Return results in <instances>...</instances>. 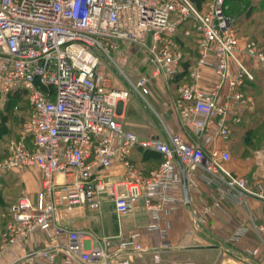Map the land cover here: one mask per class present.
I'll return each mask as SVG.
<instances>
[{
    "label": "built area",
    "instance_id": "obj_1",
    "mask_svg": "<svg viewBox=\"0 0 264 264\" xmlns=\"http://www.w3.org/2000/svg\"><path fill=\"white\" fill-rule=\"evenodd\" d=\"M183 26L189 29L183 31ZM190 29L197 37V61L171 106L180 124L200 133L210 147L191 143L179 133L168 132L165 140L143 139L127 130L116 114L131 94L149 104L153 80L173 83L184 58L177 36H190ZM121 43L148 55L149 75L135 82L127 79V89L111 87L103 65V57L115 63L112 55ZM204 69L217 75L209 88L200 85ZM255 71L264 74V50L254 39L240 38L229 0H208L201 10L192 0H0V106L11 93L25 91L29 111L20 136L7 142L0 159V194L8 173L35 169L42 175L36 200L22 194L10 208L0 264L12 246L29 235L41 231L55 239L60 207L85 205L99 211L108 197L119 217L142 208L150 217L149 228L160 234V248L154 253L159 262L160 251L171 247L167 217L185 203L175 194L177 189L186 192L201 180L216 192L212 205L193 211L198 227L225 201L244 202L249 193L246 180L226 168L230 151L214 144L227 140L232 127L243 122L253 102L243 88L256 80ZM137 148L162 156L149 175L131 160ZM116 163L124 168L123 178L105 177L103 172ZM261 199L264 210V196ZM250 230L264 249V225L254 221L237 226L229 243ZM86 237L93 239L90 249ZM67 240V253L84 262L130 264L123 253L143 250L128 240L112 251L108 238L77 230H70ZM39 254L54 257L47 249ZM260 256V248L252 250L247 263L256 264Z\"/></svg>",
    "mask_w": 264,
    "mask_h": 264
},
{
    "label": "crops",
    "instance_id": "obj_2",
    "mask_svg": "<svg viewBox=\"0 0 264 264\" xmlns=\"http://www.w3.org/2000/svg\"><path fill=\"white\" fill-rule=\"evenodd\" d=\"M181 38L185 41L189 39L183 35ZM185 47L187 48L186 54L189 56L191 51L188 47L194 51L196 49L195 44L192 46L185 43ZM248 64L251 67L254 66L251 62ZM255 73L256 80L247 81L243 88L244 93L253 100L249 109L244 112L243 122L232 127V134L227 140L217 141L214 144L220 148L226 147L230 151L231 160L226 163V168L246 180L249 193L244 202H235L232 199L225 201L221 208L213 211L212 217L205 225L198 227L192 214L193 211L203 209L204 205H212L217 197L216 192L201 180L195 181L196 187L186 192L184 189H177L175 194L183 196L185 203L179 204L167 217L171 247L160 251L159 262L154 261V253L160 248V234L157 230L149 228L150 217L142 208L133 210L127 216L119 217L113 201L108 197L105 198L99 211L92 210L85 205L70 209L60 207L55 218V224L59 228L55 239L48 238L41 231L29 235L13 245L3 255L2 263L103 264L102 261L84 262L78 256L67 253L68 232L77 230L91 233L99 239L108 238L112 242V251L117 250L121 243L128 240L141 244L142 251L130 250L123 253L130 264H171L175 261L186 260L194 261L196 264H249L246 259L256 248H260L261 256L254 262L264 264V249L254 230H250L236 243H229L237 226L251 225L253 221L258 225H264V210L261 203V196H264V74L259 75L257 71ZM185 80L186 76L182 75L176 83H171L169 86L161 79L152 81V85L160 88L165 104L161 105L160 112L152 109L153 115L159 121V125L157 124L159 128L151 124L149 110L142 105L138 96L135 97L136 95H132L136 99L131 96L129 102L118 105L117 119L124 124L127 130L139 134L143 139L165 140L168 132L179 133L191 143H200L210 147L211 143L206 144L202 141L200 133L192 128L183 127L172 110V98L178 93L179 85L185 83ZM216 82L215 72L212 69H204L200 85L209 88ZM225 92L227 88L223 90V94ZM222 100H224L223 96ZM131 160L145 175L156 168L143 152L133 153ZM103 173L105 177L118 180L123 178L124 168L116 163ZM6 180L2 197L4 203L0 208V217H2V220L0 218V249L10 221L9 216L7 217L8 211H4L3 208L12 206L22 194H27L36 200L41 189L42 175L38 170L33 173L17 171L12 172ZM163 225L167 226V222L165 221ZM85 245L86 249H90L93 246V239L86 237ZM225 245L230 246L231 251H227L224 248ZM45 249L53 254L52 260L39 254ZM34 252L39 255H34L31 260L30 256Z\"/></svg>",
    "mask_w": 264,
    "mask_h": 264
},
{
    "label": "rangeland",
    "instance_id": "obj_3",
    "mask_svg": "<svg viewBox=\"0 0 264 264\" xmlns=\"http://www.w3.org/2000/svg\"><path fill=\"white\" fill-rule=\"evenodd\" d=\"M229 4L231 13L237 19L240 38L258 39L260 46L263 49L261 41H264V38H262V36H264V0H231ZM190 32V36H186L183 32V34L180 33V39L184 41V43L191 44L193 46L194 44H196L197 37L193 29H190ZM181 35L189 39L185 41L183 38H181ZM258 37H260V40ZM112 56L116 64L108 61V59L103 57V65L106 66L110 74L111 87L127 89L129 88V82L127 81V79L132 82H135L141 75H149V67L147 63L148 55L146 52L139 50L137 47L131 46L127 43H121L117 51L113 53ZM120 69L125 73L127 78H124L122 76ZM132 95L134 94H131V96ZM134 96H132V98L136 99L135 97L137 96ZM138 98L142 101V105L149 110L151 124L159 128V121L153 115L152 109L154 108L155 111L160 112L161 105H165L160 88H156V86L152 85V94L150 96H147L149 104H147L144 99L140 97ZM125 102H129V100ZM3 109L4 107L2 108L0 106V127L6 125L2 122L1 119ZM19 120L21 122H17V125H15L14 127H11L10 124L6 127L10 132L5 133L7 135L1 134L0 137L3 141H9L13 133H17L21 130L20 127H22L21 125H23L24 119L21 118ZM27 171L33 173L35 172V169H28ZM0 218L2 220V217Z\"/></svg>",
    "mask_w": 264,
    "mask_h": 264
},
{
    "label": "trees",
    "instance_id": "obj_4",
    "mask_svg": "<svg viewBox=\"0 0 264 264\" xmlns=\"http://www.w3.org/2000/svg\"><path fill=\"white\" fill-rule=\"evenodd\" d=\"M208 0H192V2L195 4V6L201 10L204 6V4L207 2ZM232 1H239V0H232ZM241 1V0H240ZM231 2V0H229V3ZM230 5V4H229ZM230 12H231V9H230ZM187 26H183V31L184 29H186ZM259 40H260V37H258ZM262 38H264V36H262ZM259 45V41L258 39H254ZM177 41L179 42L183 52H184V58L182 60V72L179 73L175 80L173 81V83H176L178 78L181 77L182 75H185L186 76V81H188V78H189V72L191 70V68L194 66V64L196 63L197 61V48L195 49V51L191 48L188 47V49L191 51L190 52V56L186 54V47H185V43L184 41H182L180 39V34L177 36ZM261 44H262V47H263V50H264V41L262 42L261 41ZM194 46V45H193ZM196 46V44H195ZM183 84V83H182ZM181 85V84H180ZM179 85V86H180ZM23 118V125H21L22 127L21 130L17 133H13L11 135V138H18L22 132V129H23V126L25 124V122L28 120L29 118V111H28V105H27V96H26V93L25 91H15L13 93H11V95L9 96L5 106H4V109L2 110V115H1V119H2V122L5 123L6 125L5 126H1L0 127V136L1 134L2 135H7L5 133H8L10 132L6 127L10 126L11 127H14L15 125H17V122H21L19 119ZM12 123V124H11ZM13 125V126H12ZM2 128V129H1ZM10 138V139H11ZM8 141H3L2 138L0 137V159H2L5 155H6V144H7ZM136 152H143L145 153L146 156H148V159L150 160V162L156 166V168L159 166V164L161 163L162 161V156L161 154L155 152V151H150V150H144L142 148H137L134 150L133 153H136ZM133 162V160H132ZM154 162V163H153ZM159 162V164H158ZM12 173H8L6 175L3 176L2 178V191H1V194H0V208H2V203L3 202V196H4V188H5V182L7 181V177L9 175H11ZM149 175V174H147ZM10 191H12L10 189ZM13 192V191H12ZM11 193V192H10ZM10 197V196H8ZM11 206H9L8 208L5 209V207L3 208L4 211H8L7 212V217L10 218V209Z\"/></svg>",
    "mask_w": 264,
    "mask_h": 264
},
{
    "label": "water",
    "instance_id": "obj_5",
    "mask_svg": "<svg viewBox=\"0 0 264 264\" xmlns=\"http://www.w3.org/2000/svg\"><path fill=\"white\" fill-rule=\"evenodd\" d=\"M182 173H183V177H185V171H184V170L182 171ZM224 248H225L227 251H231V247L228 246V245H225Z\"/></svg>",
    "mask_w": 264,
    "mask_h": 264
}]
</instances>
